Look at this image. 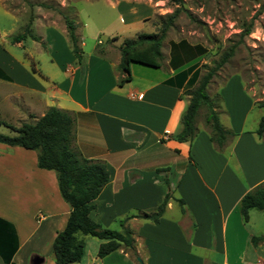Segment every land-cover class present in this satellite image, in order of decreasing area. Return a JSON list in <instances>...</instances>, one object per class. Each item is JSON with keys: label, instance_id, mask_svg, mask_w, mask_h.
Masks as SVG:
<instances>
[{"label": "crops", "instance_id": "1", "mask_svg": "<svg viewBox=\"0 0 264 264\" xmlns=\"http://www.w3.org/2000/svg\"><path fill=\"white\" fill-rule=\"evenodd\" d=\"M104 2L118 7L123 27L146 17L126 2ZM0 11L17 22L3 0ZM72 20L80 57L71 51L64 19L28 21L36 51L23 39L13 42L17 34H8L10 29L2 30L0 70L9 79L0 83L12 86L13 100L5 95L16 120L11 123L34 121L50 106L68 110L74 118L73 148L84 158L105 162L109 181L92 201L91 219L119 231L120 220L132 215L124 223L132 232V248L97 257L102 240L79 234L83 253L73 264H254L264 257L263 241H251L264 235V209H251L246 223L240 211L242 196L264 182V133H256L264 113L261 100L234 73L218 90L219 120L231 132L226 142H212L209 127L196 117L194 137L178 141L174 134L191 88L185 84L190 74L182 81L178 73L198 57L185 55L176 62L178 51L164 52L161 46V66L130 62L131 77L119 84L124 77L117 69L119 45L125 37L111 34L120 39L118 45L113 40L86 54L84 25ZM4 37L10 46L23 48V55L6 46ZM112 45L118 49L109 54ZM44 50L46 59L39 56ZM166 193L171 197L157 222L138 215L155 211ZM69 211L55 172L37 166L36 151L0 143V219L12 225L0 222V264H56L52 242Z\"/></svg>", "mask_w": 264, "mask_h": 264}, {"label": "rangeland", "instance_id": "2", "mask_svg": "<svg viewBox=\"0 0 264 264\" xmlns=\"http://www.w3.org/2000/svg\"><path fill=\"white\" fill-rule=\"evenodd\" d=\"M119 1L128 3V7L141 8L138 14H146V17L143 20H133L131 26L123 27L117 18L118 7L111 8L104 0H3L5 7L11 9L18 20L11 23L0 11V34L4 29H10V35L22 33L28 21L32 23L35 19L37 22L43 19L60 22L63 15L67 14L81 26L84 25V28L80 27L82 41L85 42L83 52L89 54V51L106 48L111 41L116 40L115 37L111 39V34H118L120 38L135 37L139 32L158 33L161 27L166 26L161 43L162 50H169L171 53L178 51L176 62L184 59L185 55L198 57L191 64L201 70V75L214 68L220 58L234 46L233 53L216 70L206 87L207 93L217 104L220 103L218 90L225 79L234 73L241 76L245 87L255 99L264 102V0H151L141 3ZM142 2L149 4L138 5L143 4ZM174 14L176 17L170 21ZM245 28L250 31L240 37L239 34ZM4 40L6 46L23 55V48L10 46L6 37ZM98 40L101 41L100 44ZM119 42L120 39L114 41L117 45ZM23 43L26 48H34L33 51H36L28 35ZM117 49L112 45L108 52L113 54ZM34 53L38 55L37 52ZM40 55L44 59L48 57L45 50L39 51ZM42 63L45 64L44 61ZM4 84L6 83H0V120L18 126L21 121L19 124L10 122L16 120L14 111L7 105L8 99L5 98L8 95L13 100L12 86ZM196 85L197 82L194 86ZM206 112V107L201 106L196 120L201 125L208 126L205 121ZM0 133L16 135L14 130L2 123ZM262 213L263 211H259L257 214ZM249 225L253 226V223L249 222Z\"/></svg>", "mask_w": 264, "mask_h": 264}, {"label": "trees", "instance_id": "3", "mask_svg": "<svg viewBox=\"0 0 264 264\" xmlns=\"http://www.w3.org/2000/svg\"><path fill=\"white\" fill-rule=\"evenodd\" d=\"M174 17L176 14L170 18V21ZM63 19L71 51L73 55L80 57L81 49L77 44L74 32L75 24L67 14L63 15ZM29 27L28 23L22 33L12 37V41H20L27 35L32 39H37L30 34ZM249 31V28H245L239 36L243 37ZM165 32L166 26H163L158 33L139 32L135 37L122 39L119 45L120 61L117 69L124 73V77L119 79V84L130 79V62L154 67L161 66L163 59L161 43ZM233 50L234 46L220 58L214 68L207 70L205 74L201 75V70L194 68L193 65L178 73V77H181L182 81L190 74L185 84L191 88L186 91L189 100L180 117L181 128L174 134L176 140L186 141L194 137L196 133L195 117L200 107L205 106L207 109L205 121L210 129V140L217 146H222L226 142L231 132L220 123L217 111L219 104L209 96L206 87L216 70L226 62ZM0 78L9 79L1 70ZM196 82L197 85L194 86ZM259 105L264 107V102H259ZM0 123L16 132V135L0 133V143L36 151L37 166L55 172L59 193L70 208L64 228L57 232L52 242V252L56 264H73L80 260L84 244L83 240L78 238L79 234L102 240L97 250V257H103L121 246L132 248V232L124 225L126 219L132 215L120 220L122 228L119 231L102 227L89 216L90 211L94 208L92 201L107 184L110 175L104 161L84 158L73 148L74 118L71 112L50 106L42 116L34 121H23L18 126L3 120H0ZM256 133L258 135L264 133V113L259 119ZM170 197V194L166 193L155 211L143 212L138 215L157 222ZM176 200L180 205L183 204L182 199ZM251 209H264V182L245 193L240 200V211L245 223L248 221ZM0 222L12 228V225L4 220L0 219ZM3 228L0 226V230L3 231ZM251 241L253 244L263 241L264 244V235L252 236Z\"/></svg>", "mask_w": 264, "mask_h": 264}, {"label": "built area", "instance_id": "4", "mask_svg": "<svg viewBox=\"0 0 264 264\" xmlns=\"http://www.w3.org/2000/svg\"><path fill=\"white\" fill-rule=\"evenodd\" d=\"M132 1H148V2H150L151 0H132ZM254 264H264V257L258 259Z\"/></svg>", "mask_w": 264, "mask_h": 264}]
</instances>
